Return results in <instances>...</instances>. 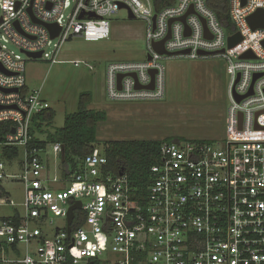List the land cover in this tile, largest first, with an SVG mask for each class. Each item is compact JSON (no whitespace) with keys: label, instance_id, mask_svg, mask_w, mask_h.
Here are the masks:
<instances>
[{"label":"built area","instance_id":"built-area-1","mask_svg":"<svg viewBox=\"0 0 264 264\" xmlns=\"http://www.w3.org/2000/svg\"><path fill=\"white\" fill-rule=\"evenodd\" d=\"M207 1L173 0L156 10L153 0H0V125L9 123L0 137V207L14 209L0 216V264H264V29L247 22L264 11V0H228L233 32ZM120 10L145 21L146 53L141 61L107 64L109 101L162 100L164 59L219 57L229 77L226 136L162 143L145 193L124 173L108 171L97 147L64 176L61 146L52 144L57 164L48 172L45 150L29 143L32 118L50 105L41 90L27 88L26 60L6 47L32 59L28 53L42 58L53 46L50 61L57 63L74 38L108 39V18ZM44 25H56L57 36ZM236 33L241 41L228 48ZM161 42L164 54L153 47ZM247 52L252 58H241ZM5 148L19 149L18 172L5 174L15 159L3 157ZM3 179L21 185L22 203L10 200Z\"/></svg>","mask_w":264,"mask_h":264},{"label":"rangeland","instance_id":"rangeland-1","mask_svg":"<svg viewBox=\"0 0 264 264\" xmlns=\"http://www.w3.org/2000/svg\"><path fill=\"white\" fill-rule=\"evenodd\" d=\"M110 35L106 40L88 42L74 38L62 45L57 63H51L53 46L47 48V56L28 59L19 50L7 44L15 55L26 60L25 84L29 90H41L54 113L50 126L44 131L53 132L63 126L64 117L77 108L80 95H86L87 108L105 111L107 120L97 124V140L101 143L120 140H162L181 138L184 141L218 142L226 136L225 118L227 109L226 87L228 75L225 62L219 57L190 60L184 58L164 59L165 94L159 101H109L105 92V70L109 62L141 61L145 57V21L128 19L120 10L108 18ZM84 64L79 67L71 62ZM85 65L92 68L90 70ZM43 139V137H41ZM52 173L57 164L48 144L40 154ZM21 157L10 162L5 174L18 169ZM7 164V163H6ZM13 171V172H12ZM2 187L14 204L23 202L21 185L8 179ZM22 210L21 207H16ZM14 211L11 207H0V216ZM54 223L61 220L54 216Z\"/></svg>","mask_w":264,"mask_h":264},{"label":"trees","instance_id":"trees-1","mask_svg":"<svg viewBox=\"0 0 264 264\" xmlns=\"http://www.w3.org/2000/svg\"><path fill=\"white\" fill-rule=\"evenodd\" d=\"M156 10L173 3V0H153ZM207 6L213 11L220 25L233 32L235 29L229 19L228 0H208ZM86 95H80L77 108L64 117L63 126L53 132L44 131L50 126L54 113L46 110L32 118L30 126L31 140L29 148L45 150L48 144L61 146L63 175L76 170L78 163L90 154L96 145L97 124L107 120L105 111L87 108ZM9 131V123L0 125V137ZM43 137V139L41 138ZM184 141L181 138H165L162 140H120L101 143L100 151L107 160L106 169L114 175L124 173L131 185L137 187L139 193H145L151 181L150 167L159 160V147L164 142ZM19 149H3V157L14 159Z\"/></svg>","mask_w":264,"mask_h":264},{"label":"water","instance_id":"water-1","mask_svg":"<svg viewBox=\"0 0 264 264\" xmlns=\"http://www.w3.org/2000/svg\"><path fill=\"white\" fill-rule=\"evenodd\" d=\"M245 3V0H242V5ZM82 14L80 15V18H82ZM92 16V14L90 15ZM127 18L128 19H134V17L131 15V13L128 12L127 14ZM183 21V19H182ZM247 22L250 26L251 29H256V28H263L264 29V11L261 9H258L254 14H252L251 16H249L247 18ZM47 30L50 33L51 38H54L57 36L58 32H59V28L56 25H44ZM241 41V37L238 33L228 37L227 39V43H228V48H232L234 47L236 44H238ZM264 44V42H263ZM154 49L159 52L160 54H164V50L162 47V42L160 44H155L153 45ZM202 54V53H201ZM30 58L32 59H40L41 57V53H35V54H27ZM241 58H252V55L250 52L245 53L244 55L241 56ZM149 59V57H148ZM151 74L154 73V71L150 72ZM258 77L255 76L254 79ZM148 88H152V85H149ZM11 132L13 133L14 130L12 129ZM80 208V203L76 202L72 207H70V209L68 210L67 213V233L70 232V224L71 221L73 219L74 216V209H79Z\"/></svg>","mask_w":264,"mask_h":264}]
</instances>
